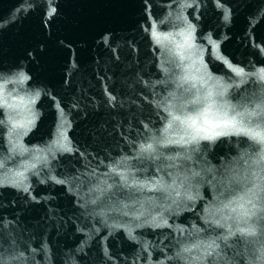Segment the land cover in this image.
I'll return each instance as SVG.
<instances>
[{
    "label": "water",
    "instance_id": "1",
    "mask_svg": "<svg viewBox=\"0 0 264 264\" xmlns=\"http://www.w3.org/2000/svg\"><path fill=\"white\" fill-rule=\"evenodd\" d=\"M221 5L0 0V264H264V0Z\"/></svg>",
    "mask_w": 264,
    "mask_h": 264
},
{
    "label": "snow or ice",
    "instance_id": "2",
    "mask_svg": "<svg viewBox=\"0 0 264 264\" xmlns=\"http://www.w3.org/2000/svg\"><path fill=\"white\" fill-rule=\"evenodd\" d=\"M216 2H217V4L219 5V6H222L221 5V0H216ZM50 11L51 12H55L56 11V9L55 8H51L50 9ZM193 28V25H191V24H188L187 25V28H186V31H188V33H189V36H190V34H191V29ZM155 35V34H154ZM187 38V37H186ZM236 71H242V69H235ZM19 78L20 79H26L27 77L23 74V73H20L19 74ZM262 78H264V77H262ZM38 94V93H37ZM262 110H264V106H262ZM206 111H207V109H206ZM254 114H256V115H259V113H255L254 112ZM210 121H208L207 119L205 120V123H209ZM223 123H229V124H234L235 123V120L234 119H229V120H225V121H222ZM192 124L193 125H196V121L195 120H192ZM197 127H199V126H197ZM248 132H249V134L250 135H252L254 138H259V139H261V140H264V135H261L260 134V132L259 131H257V132H252V130L251 129H249L248 130ZM165 223H166V221H165ZM241 231L242 232H244V231H249V229H241ZM229 235H232V233H229ZM215 245H209V249H208V252H209V255H211V249L214 247Z\"/></svg>",
    "mask_w": 264,
    "mask_h": 264
}]
</instances>
